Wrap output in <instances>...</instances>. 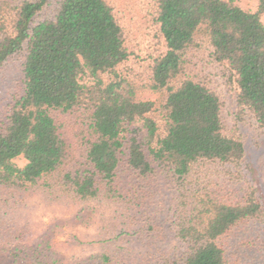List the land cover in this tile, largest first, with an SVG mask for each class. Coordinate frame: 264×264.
<instances>
[{"label": "trees", "instance_id": "1", "mask_svg": "<svg viewBox=\"0 0 264 264\" xmlns=\"http://www.w3.org/2000/svg\"><path fill=\"white\" fill-rule=\"evenodd\" d=\"M149 1L164 49L141 76L109 0H0V68L22 60L24 77L0 122V262L255 264L231 238L264 220L239 129L264 134V0ZM218 79L235 93L231 128ZM31 198L55 215L29 242Z\"/></svg>", "mask_w": 264, "mask_h": 264}, {"label": "rangeland", "instance_id": "2", "mask_svg": "<svg viewBox=\"0 0 264 264\" xmlns=\"http://www.w3.org/2000/svg\"><path fill=\"white\" fill-rule=\"evenodd\" d=\"M117 17L119 18L128 40L133 57L127 66L133 74L145 76L152 58L158 56L164 49V42L158 39L157 27L152 19L151 2L149 0H109ZM241 8L247 11L256 12L258 3L250 0H234ZM47 13H50L47 11ZM44 13V17H47ZM264 23V16L262 17ZM23 61L11 60L0 68V122L7 117L8 111L24 92L23 83ZM223 98V119L227 127L231 128L236 124V113L238 111L235 93L228 87L223 79H218L214 84ZM246 120H250L249 118ZM72 121V120H71ZM240 132L243 136L246 157L243 171L247 180L255 185L259 190V197L264 206V134L255 128L250 122H240ZM15 163L19 167H24L27 162L24 159H17ZM164 183V182H163ZM161 187V186H160ZM165 192L172 194L171 185L165 182L162 185ZM160 188H156L159 190ZM161 190V189H160ZM31 198L32 234L29 242L37 238L41 232L49 225L54 213L42 206L39 201ZM144 205V210L155 212L159 206V201L153 204L151 201ZM154 205V206H153ZM159 227V241H165L168 248L177 244L173 233L167 224L157 220ZM75 233V231H74ZM236 234V235H235ZM237 240L231 238L232 251L235 256L242 258L246 262L264 264V220L253 221L242 225L234 234ZM69 233L60 235L53 241L57 248L63 249ZM1 264H13L14 259L7 253L1 255ZM17 264H32L29 260L18 259Z\"/></svg>", "mask_w": 264, "mask_h": 264}]
</instances>
